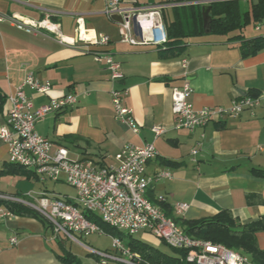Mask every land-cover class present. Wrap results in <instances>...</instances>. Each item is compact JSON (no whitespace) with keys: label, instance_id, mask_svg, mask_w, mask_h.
I'll return each mask as SVG.
<instances>
[{"label":"crops","instance_id":"crops-1","mask_svg":"<svg viewBox=\"0 0 264 264\" xmlns=\"http://www.w3.org/2000/svg\"><path fill=\"white\" fill-rule=\"evenodd\" d=\"M174 1L119 0L117 7L125 10L162 3L169 5L164 12L170 16ZM210 1L199 2L208 5ZM106 6L107 0H0V15L33 21L47 17L63 38L74 37L75 21L82 18L87 29L109 38L106 49L123 75L113 83L103 65L81 53L82 44L66 46L49 33L26 34L2 20L0 127L10 108L8 97L32 74L51 84L46 95L24 89L34 108L67 94L77 98L75 105L35 123L36 133L50 140L54 148L67 149L70 159L111 167L117 165L126 144L152 143L157 157L147 164V174L168 171L171 178L154 182L146 196L153 204L162 197L165 208L159 206L164 213L199 220L226 211L239 226L264 218V177L251 172L264 171V109L226 117L192 132L174 129L171 111L172 89L184 82L192 89L188 101L194 109L227 108L235 98L264 95V48L244 56L241 44L248 39L231 40L232 34L185 39L175 50L130 46L120 42V16L108 17ZM257 37L264 38V31L253 38ZM174 53L179 56L172 57ZM114 89L126 91L124 104L132 110L138 133L114 119ZM156 126L164 129L162 135L152 132ZM195 148L193 163L190 153ZM0 163L2 176V166L9 162L1 141ZM28 192L0 193L22 196ZM177 204L188 205L180 216L174 214ZM47 225L40 218H0V264H60L55 256L60 254L57 240L63 239L54 237ZM12 237L17 240L15 245L10 243ZM256 240L264 250V231L256 234Z\"/></svg>","mask_w":264,"mask_h":264},{"label":"built area","instance_id":"built-area-1","mask_svg":"<svg viewBox=\"0 0 264 264\" xmlns=\"http://www.w3.org/2000/svg\"><path fill=\"white\" fill-rule=\"evenodd\" d=\"M118 3L119 0H107L105 14L108 17L114 14L120 16V42L130 46L164 47L168 38L163 11L169 5L160 3L122 10L117 7ZM2 20L8 21L26 34L49 33L55 35L63 45L73 47L82 44L84 49L81 53L90 55L95 63L103 65L113 83L123 78L120 64L106 49L109 38L87 29L82 18L76 19L72 38L61 37L59 27L52 24L47 17L33 21L16 15H0V21ZM260 26H264V20L255 25V31H259ZM25 88L46 95L51 90V84L41 82L29 74L8 97L10 108L4 124L0 127V141L7 147L8 162L33 171L41 180L63 182L74 189L75 196L61 198L49 195L46 191H32L22 196L0 193V218L13 216L6 210L4 203L31 209L50 226L54 237L62 235L74 242L94 256L95 264L145 263L139 255L122 245L119 239L112 241L114 253L100 252L82 245L79 238L103 233L102 228L86 218L85 214L95 216L102 224L124 231L131 237L139 233L150 235L171 249L185 252V261L189 264H253L247 255L188 236L160 208L159 205L164 201L162 197L157 199V204L148 200L146 194L150 185L171 178L168 171H160L153 176L147 174V164L157 157L152 143L126 144L117 157L116 166H98L90 160H72L67 149L54 148L50 140L38 135L35 123L47 115L75 105L76 96L67 94L34 108L24 92ZM191 93L188 82H184L180 88L172 89L171 111L173 128L176 130L192 132L226 117L235 118L246 111L253 113L264 109V95L261 94H247L235 98L227 108L194 109L188 101ZM125 95V90L111 91L114 119L136 134L139 127L132 110L124 104ZM152 132L155 136H160L164 129L156 126L152 128ZM190 154L191 161L195 163L197 149H193ZM187 209L186 204H177L173 208L176 216L182 215ZM16 242L15 237L10 239L12 245Z\"/></svg>","mask_w":264,"mask_h":264},{"label":"trees","instance_id":"trees-1","mask_svg":"<svg viewBox=\"0 0 264 264\" xmlns=\"http://www.w3.org/2000/svg\"><path fill=\"white\" fill-rule=\"evenodd\" d=\"M199 1L201 0H193L195 3L187 4L185 0H176L173 2L175 5L170 9V16L163 11V22L168 38L164 45L165 48L175 50L185 39L206 36L202 16V7L204 6L210 7L211 32L209 35L228 36L264 20V0H212L208 5L196 3ZM230 39L241 40L242 35L236 34ZM263 48L264 38L261 37L248 39L241 44L244 56ZM174 56H179V53H174L172 57ZM13 172L21 174L28 180L37 179L33 171L10 163L3 164L1 175ZM251 172L254 175L264 177L263 170H252ZM4 206L13 216L40 218L36 212L23 206L11 203H4ZM160 206L162 209L165 208L162 203ZM165 215L192 238L222 245L227 249L240 252L247 255L253 264H264V250L259 248L256 240V234L264 231V218L239 226L236 224V219L226 211L199 220H184L167 213ZM85 216L102 228V223L98 218L88 214ZM40 220L45 222L41 218ZM47 227L50 228L49 225ZM62 241L57 240L60 254L55 256L56 260L60 264H81L70 251L64 248ZM125 247L130 252L139 255L145 264H189L185 261V252L183 251L172 249L173 254H166L131 236Z\"/></svg>","mask_w":264,"mask_h":264},{"label":"rangeland","instance_id":"rangeland-1","mask_svg":"<svg viewBox=\"0 0 264 264\" xmlns=\"http://www.w3.org/2000/svg\"><path fill=\"white\" fill-rule=\"evenodd\" d=\"M206 5V2L203 3ZM255 25L251 24L241 32L233 33L232 35L240 34L246 39H250L253 37L258 36V34H262L264 31V26H260L261 32L255 31ZM1 164V163H0ZM41 192L46 191L49 195H54L58 197H74L75 191L73 188L67 186L63 182L54 183L49 180H41L37 177L35 180H26L21 174L17 172L9 173L0 176V192H6V194H11L15 192ZM103 233L101 235H91L84 238H79V241L82 245L91 247L100 252H107V253H114L112 248V241L113 239H119L122 242V245H125L126 242L129 240V235L120 230L110 229V227L102 224ZM139 233L132 238L147 243L159 251L164 252L166 254H173L172 249L167 247L163 242L158 241L152 236ZM60 237L63 239L64 248L70 251L81 264H95L94 256L88 254L83 248L76 245L74 242L63 238L62 235ZM115 264V263H109Z\"/></svg>","mask_w":264,"mask_h":264},{"label":"water","instance_id":"water-1","mask_svg":"<svg viewBox=\"0 0 264 264\" xmlns=\"http://www.w3.org/2000/svg\"><path fill=\"white\" fill-rule=\"evenodd\" d=\"M209 10V6L202 7L203 29L206 35H209L211 32V18L209 16Z\"/></svg>","mask_w":264,"mask_h":264}]
</instances>
